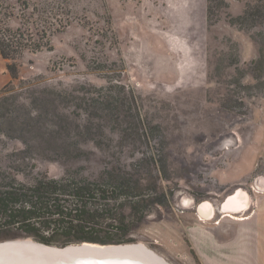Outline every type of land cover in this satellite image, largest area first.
I'll return each instance as SVG.
<instances>
[{
  "label": "rangeland",
  "instance_id": "374dc122",
  "mask_svg": "<svg viewBox=\"0 0 264 264\" xmlns=\"http://www.w3.org/2000/svg\"><path fill=\"white\" fill-rule=\"evenodd\" d=\"M0 19L53 30L51 49L16 59L19 79L46 96L31 104L6 91L12 113L23 120L54 99L50 89L90 113L60 111L56 121L71 132L58 134L51 159L0 133V171L27 182L65 173L137 180L151 202L130 242L169 264H264V0H0ZM237 188L255 215L220 217ZM203 201L217 210L211 221L197 215ZM128 202L119 199V209L131 219Z\"/></svg>",
  "mask_w": 264,
  "mask_h": 264
},
{
  "label": "trees",
  "instance_id": "16d2710c",
  "mask_svg": "<svg viewBox=\"0 0 264 264\" xmlns=\"http://www.w3.org/2000/svg\"><path fill=\"white\" fill-rule=\"evenodd\" d=\"M35 28V32H25L20 27L6 25L0 19V58L7 60L6 69L10 75V80L0 90V113L3 118L0 133L21 140L27 151L51 159L55 158L52 144L57 145L58 134L69 136L71 132L70 126L56 121L55 117L60 111L69 106H79L83 114L90 113H87L86 105L82 106V102L85 103L83 100L73 103L69 97L71 94L58 89H50L54 99L48 98L40 103L43 106H32L23 120L12 113L14 99L9 101L5 96L6 91L23 92L22 96L29 99L31 104L37 102V94L43 98L46 96L45 90H35L38 83L19 79L16 63V59L25 51L36 52L43 47L51 49L49 36L53 30H50V26L37 25ZM14 80L18 82L14 83ZM44 89L48 88L45 86ZM43 111L46 113L44 117ZM62 114L69 122L70 113ZM80 135L83 137L82 133ZM46 141L51 144L50 147L39 149V144ZM0 179V240L31 236L37 241L59 246L82 241L130 242L134 240L129 236L135 226L134 221L137 217L141 221L146 206L151 202L145 197V190H139L137 180L135 185L129 181H119V174L112 175L110 181L70 173L61 177L42 174L27 182L17 179L11 172L0 171ZM122 198L129 201L131 219L126 218L119 209V199Z\"/></svg>",
  "mask_w": 264,
  "mask_h": 264
},
{
  "label": "bare ground",
  "instance_id": "6f19581e",
  "mask_svg": "<svg viewBox=\"0 0 264 264\" xmlns=\"http://www.w3.org/2000/svg\"><path fill=\"white\" fill-rule=\"evenodd\" d=\"M259 181L261 184L258 185L264 187V176L260 177ZM249 199L245 190L238 189L223 201L219 209L224 216L230 215L234 218L235 213L249 205ZM197 208L198 215L207 220L216 213V208L210 201L199 203ZM136 247L134 245L119 246V248L108 250H103L99 246L82 247L56 254L31 244H13L0 248V264H169L143 243L137 242Z\"/></svg>",
  "mask_w": 264,
  "mask_h": 264
},
{
  "label": "water",
  "instance_id": "95a60500",
  "mask_svg": "<svg viewBox=\"0 0 264 264\" xmlns=\"http://www.w3.org/2000/svg\"><path fill=\"white\" fill-rule=\"evenodd\" d=\"M31 244L33 246H36L40 249L47 250L49 252H54L56 254H63L68 251H74L80 248H95V247H101L103 250L108 249H116L119 248V246L125 247L134 245L136 247L137 242H123V243H99V242H92V241H82V242H73L69 243L63 246L59 245H53V244H47L40 241H37L36 239L25 236V237H18V238H9L0 240V248L4 246H11L13 244ZM137 248V247H136Z\"/></svg>",
  "mask_w": 264,
  "mask_h": 264
},
{
  "label": "crops",
  "instance_id": "0c3cea01",
  "mask_svg": "<svg viewBox=\"0 0 264 264\" xmlns=\"http://www.w3.org/2000/svg\"><path fill=\"white\" fill-rule=\"evenodd\" d=\"M6 82V77H3V78H1V81H0V87L4 84ZM250 204L245 208V209H243V210H241L240 212H237V213H235V217L234 218H232V217H230V218H232V219H235V220H246V219H249L250 218V216L252 217V215H255V212H251L250 211V214L251 215H246V212L247 211H249V210H251V196H250ZM218 210H219V212H220V217H222V218H224V217H229V216H224L223 214L224 213H222L221 211H220V209H219V207H218ZM216 213H217V210H216ZM196 214H197V212H196ZM198 215V214H197ZM200 218V217H199ZM213 219H215V217L213 218ZM201 220H204V219H201ZM204 221H211V220H204ZM214 223H217V224H219L220 223V221H218V222H214Z\"/></svg>",
  "mask_w": 264,
  "mask_h": 264
}]
</instances>
